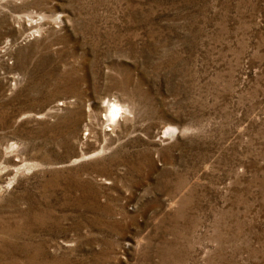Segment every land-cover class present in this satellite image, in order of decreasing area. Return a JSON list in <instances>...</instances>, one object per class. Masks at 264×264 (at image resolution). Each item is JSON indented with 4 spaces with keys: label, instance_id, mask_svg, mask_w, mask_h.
I'll list each match as a JSON object with an SVG mask.
<instances>
[{
    "label": "rangeland",
    "instance_id": "374dc122",
    "mask_svg": "<svg viewBox=\"0 0 264 264\" xmlns=\"http://www.w3.org/2000/svg\"><path fill=\"white\" fill-rule=\"evenodd\" d=\"M0 264H264V0H0Z\"/></svg>",
    "mask_w": 264,
    "mask_h": 264
},
{
    "label": "bare ground",
    "instance_id": "6f19581e",
    "mask_svg": "<svg viewBox=\"0 0 264 264\" xmlns=\"http://www.w3.org/2000/svg\"><path fill=\"white\" fill-rule=\"evenodd\" d=\"M120 108H121V106H118V104H116V103H112L111 104V108H109L110 109V115H112V116H115V115H117L118 114V112H119V110H120ZM121 113V112H120ZM119 113V114H120ZM109 115V116H110ZM121 115V114H120ZM116 117V116H115ZM111 119V118H110ZM113 119V118H112Z\"/></svg>",
    "mask_w": 264,
    "mask_h": 264
}]
</instances>
